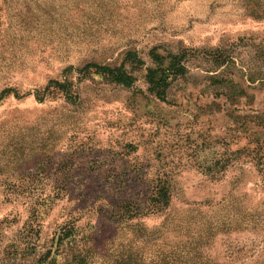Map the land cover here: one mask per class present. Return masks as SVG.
<instances>
[{
  "label": "rangeland",
  "instance_id": "rangeland-1",
  "mask_svg": "<svg viewBox=\"0 0 264 264\" xmlns=\"http://www.w3.org/2000/svg\"><path fill=\"white\" fill-rule=\"evenodd\" d=\"M50 249L264 264V0H0V264Z\"/></svg>",
  "mask_w": 264,
  "mask_h": 264
},
{
  "label": "trees",
  "instance_id": "trees-1",
  "mask_svg": "<svg viewBox=\"0 0 264 264\" xmlns=\"http://www.w3.org/2000/svg\"><path fill=\"white\" fill-rule=\"evenodd\" d=\"M256 18H261L262 14L255 16ZM88 68H95L99 73L107 74L111 76L115 81L120 82L125 86H131L133 83V79L123 70V69H110L102 66H94L89 65ZM186 72V67L182 62V59L178 56L173 57L169 66L163 70H149L148 71V83L151 85L153 92H155L159 96H164L167 87H169V79L170 77L177 78L179 76H183ZM6 92H4L5 94ZM167 189L164 188L161 192V195L165 197L167 200ZM72 230L63 229L58 236V243L56 246V250L59 252L62 250V247H65V244L72 245L75 243L77 235ZM53 250L50 249L44 255H42L37 264H60L56 259L52 258ZM79 255L75 258L77 264L85 263V256L83 255L82 250L79 251ZM78 253V252H77Z\"/></svg>",
  "mask_w": 264,
  "mask_h": 264
}]
</instances>
